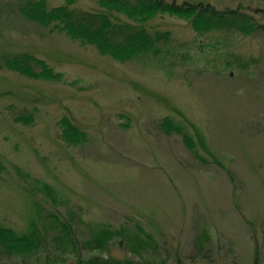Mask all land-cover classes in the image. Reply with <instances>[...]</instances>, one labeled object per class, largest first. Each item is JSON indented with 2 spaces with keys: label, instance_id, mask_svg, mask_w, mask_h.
Wrapping results in <instances>:
<instances>
[{
  "label": "rangeland",
  "instance_id": "374dc122",
  "mask_svg": "<svg viewBox=\"0 0 264 264\" xmlns=\"http://www.w3.org/2000/svg\"><path fill=\"white\" fill-rule=\"evenodd\" d=\"M193 1L264 23V0ZM18 6L0 0V224L39 240L27 256L0 249V264H264V31L196 32L157 15L141 24L163 33L155 50L121 62ZM72 8L135 24L97 0ZM19 54L60 80L2 67ZM62 118L85 134L77 144ZM103 227L104 247L86 245Z\"/></svg>",
  "mask_w": 264,
  "mask_h": 264
},
{
  "label": "trees",
  "instance_id": "16d2710c",
  "mask_svg": "<svg viewBox=\"0 0 264 264\" xmlns=\"http://www.w3.org/2000/svg\"><path fill=\"white\" fill-rule=\"evenodd\" d=\"M12 1L18 3L17 11L27 21L42 26L50 32L64 34L81 45L93 47L102 55L121 62L129 61L134 57L155 50L157 43L164 36L163 33H150L141 24L155 18L157 15H168L184 20L196 32L225 30L227 32L238 31L244 35H251L260 30L264 31V23H259L253 15L243 9L225 8L219 10L210 3L195 2L193 0H97L99 5L123 13L129 21L135 24L114 22L105 13L86 12L72 8L74 0H66L63 5L53 8L47 7V0ZM258 12L261 13L264 20V12ZM33 65L39 68L40 71L36 72ZM2 67L33 80L48 82L60 80L59 73L55 74L43 60L34 58V56L29 54H19L4 58L2 60ZM165 121L167 122L162 124L164 128L170 120L167 119ZM59 124L63 131V139L70 141L72 144H77L85 136L67 118H62ZM170 126L177 133L182 134L185 141L192 147L191 136L184 134L183 126H173V124ZM194 157L198 160L202 159L196 154H194ZM47 191L48 194L52 193L49 189ZM59 225L64 229V232H67V226H64L62 223H59ZM31 231L19 234L13 229L0 224V249L10 255L27 256L34 253L37 250L36 240L38 242L39 239L35 238L36 232L34 228ZM109 233H111L110 230L103 227L102 230L94 234L97 237L86 243V245L92 246L96 250L102 249L105 242H107ZM140 233L145 234L146 238H149L144 231ZM71 241L70 238L69 244H72ZM77 264L137 263L129 260L92 258L88 261L80 259Z\"/></svg>",
  "mask_w": 264,
  "mask_h": 264
}]
</instances>
